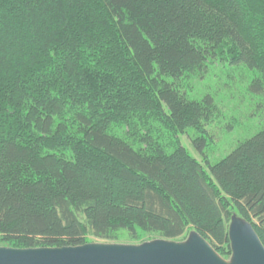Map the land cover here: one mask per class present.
Segmentation results:
<instances>
[{
    "label": "trees",
    "instance_id": "16d2710c",
    "mask_svg": "<svg viewBox=\"0 0 264 264\" xmlns=\"http://www.w3.org/2000/svg\"><path fill=\"white\" fill-rule=\"evenodd\" d=\"M226 43L264 97V0H0V243L195 230L225 257L236 212L264 246V128L207 171L179 141L203 154L214 100L181 83Z\"/></svg>",
    "mask_w": 264,
    "mask_h": 264
},
{
    "label": "rangeland",
    "instance_id": "374dc122",
    "mask_svg": "<svg viewBox=\"0 0 264 264\" xmlns=\"http://www.w3.org/2000/svg\"><path fill=\"white\" fill-rule=\"evenodd\" d=\"M231 48L230 43L223 44L221 58L210 61L202 74L190 75L181 83L189 99L200 100L210 95L216 107L213 119L206 128L207 143L202 155L198 154L192 145V141L200 136V133L190 129L186 134L179 136L180 144L203 165L206 171L207 168L203 161H208L210 164L218 162L239 143L250 139L264 128V97L248 90L256 72L241 66H231L228 61L233 50ZM189 232L177 242L184 241ZM138 233L137 240L130 238L127 232L121 231L114 241L88 237V243L137 245L161 239L154 233ZM0 247L8 246L0 243ZM230 255L229 247V254L225 257L219 256L228 260Z\"/></svg>",
    "mask_w": 264,
    "mask_h": 264
},
{
    "label": "water",
    "instance_id": "95a60500",
    "mask_svg": "<svg viewBox=\"0 0 264 264\" xmlns=\"http://www.w3.org/2000/svg\"><path fill=\"white\" fill-rule=\"evenodd\" d=\"M230 258L224 260L195 230L184 241L156 239L137 245L86 243L75 247H0V264H264V246L251 223L232 212Z\"/></svg>",
    "mask_w": 264,
    "mask_h": 264
}]
</instances>
